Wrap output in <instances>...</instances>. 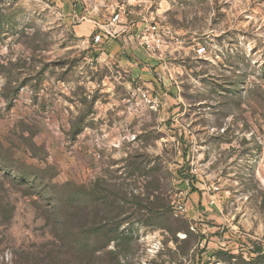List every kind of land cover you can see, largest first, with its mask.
I'll return each instance as SVG.
<instances>
[{"label": "rangeland", "instance_id": "rangeland-1", "mask_svg": "<svg viewBox=\"0 0 264 264\" xmlns=\"http://www.w3.org/2000/svg\"><path fill=\"white\" fill-rule=\"evenodd\" d=\"M0 264H264V0H0Z\"/></svg>", "mask_w": 264, "mask_h": 264}, {"label": "crops", "instance_id": "crops-1", "mask_svg": "<svg viewBox=\"0 0 264 264\" xmlns=\"http://www.w3.org/2000/svg\"><path fill=\"white\" fill-rule=\"evenodd\" d=\"M90 24H93V25L82 24L80 26H77L76 31L79 30L82 36L88 37L95 30V28H96L95 25H97L98 28L105 30V32H107V30H109L111 28L110 24L104 20L99 21V23L90 21ZM112 26H114V24ZM117 28H119V27H117ZM113 31L116 35L119 32L117 29L115 30L114 27H113ZM104 42H105L106 51H105V53L102 52V55H105L107 57V59H109L110 61H117L120 64L127 62V64H130V62H128V60H125V56H126V52L129 54L131 49L134 50V47H132V48L122 47L121 44L123 42L121 40L119 43V41L116 40V37L112 36V38L109 39L104 33L100 32L99 36H98V44H104ZM99 47H101V45H98V48ZM98 51H100V50H98ZM191 204H192V206L196 205V203L194 202V199H193V201H191Z\"/></svg>", "mask_w": 264, "mask_h": 264}, {"label": "built area", "instance_id": "built-area-1", "mask_svg": "<svg viewBox=\"0 0 264 264\" xmlns=\"http://www.w3.org/2000/svg\"><path fill=\"white\" fill-rule=\"evenodd\" d=\"M121 17V14L118 13L116 14V16L114 17L113 21L114 22H117L119 20V18ZM161 33H160V28H159V25L158 23H154L152 24L151 26H149L146 30V33H145V37L142 39L143 40V45H146L147 47L150 46V44H152L153 46L156 45L159 47V44L161 42ZM197 169L194 170V173H197ZM214 191H218V188H215ZM210 203L211 204H215V201L216 199L214 197H212V199H210ZM178 208L180 210H185L184 209V206L182 205L181 201L180 203L178 204Z\"/></svg>", "mask_w": 264, "mask_h": 264}]
</instances>
